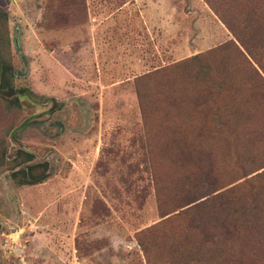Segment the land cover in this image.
I'll return each mask as SVG.
<instances>
[{
  "label": "rangeland",
  "instance_id": "374dc122",
  "mask_svg": "<svg viewBox=\"0 0 264 264\" xmlns=\"http://www.w3.org/2000/svg\"><path fill=\"white\" fill-rule=\"evenodd\" d=\"M223 2L249 16V0H0L14 74L4 96L19 101L0 100V264H203L183 257L200 235L176 214L207 176L264 222V185L254 196L250 179L264 169V103L248 108L257 101L238 82L264 54L242 48L213 9ZM194 54L228 60L233 84L215 104L248 119L215 129L172 103L194 88L173 64ZM17 149L47 163L41 182L13 185ZM257 231L241 226L236 243L264 264Z\"/></svg>",
  "mask_w": 264,
  "mask_h": 264
},
{
  "label": "trees",
  "instance_id": "16d2710c",
  "mask_svg": "<svg viewBox=\"0 0 264 264\" xmlns=\"http://www.w3.org/2000/svg\"><path fill=\"white\" fill-rule=\"evenodd\" d=\"M223 4L226 8L222 11L218 12L214 6L213 9L217 11L242 48L253 57L259 52L264 54V0H249L250 11L247 17L226 10L229 6L228 2H223ZM227 48V44H223L213 51L222 52ZM236 52L241 62L244 61L247 64L245 57L237 49ZM207 55L194 54L173 64L176 72L192 73L190 82L194 88L190 89L187 94L175 91L174 97L171 98L172 103L178 106L187 104L196 112L204 111L215 129L222 125L223 119H238L243 115V119H248L249 115L245 114L242 108L239 110L240 108L236 105L232 110L223 111L215 104L216 97L221 91L227 85L233 84L231 79H234L236 72L232 70L233 73H231L226 66L228 60L225 57L221 61L211 63L206 58ZM246 66V72L238 82L247 87L245 102L250 97H253V101L254 99L257 101L252 105H245L255 109V105L264 103V70L261 67V73H258L249 64ZM146 76L143 75L141 79ZM13 89L14 74L10 58L7 18L6 13L0 10V100L10 108H18L19 101L15 95L8 98L4 96V93ZM238 100L241 101V99ZM142 103V107L145 106L144 100L143 102L141 100ZM32 159V153L22 149L16 150L9 172L13 185L36 184L47 176V163L45 161L31 163ZM197 178L200 179L199 174ZM250 179L253 182H261L260 185L252 186V194L256 196L258 190L264 185V169L251 175ZM213 182L214 178L207 176L205 184L198 186L199 184L195 183L181 194L182 197H186L187 202L179 206L185 207L176 215H184L188 220V228L192 231L196 230L200 235L198 239L195 237L190 239L181 249V253L184 252V258L189 257L190 261L203 264H251L245 252L237 247L236 236L241 226L247 225L252 230L260 231H257L262 239L260 243L264 244V222L259 221L258 206L253 202H251L252 205L233 204L235 201L232 194L233 188L211 189L209 185Z\"/></svg>",
  "mask_w": 264,
  "mask_h": 264
},
{
  "label": "water",
  "instance_id": "95a60500",
  "mask_svg": "<svg viewBox=\"0 0 264 264\" xmlns=\"http://www.w3.org/2000/svg\"><path fill=\"white\" fill-rule=\"evenodd\" d=\"M28 96H29V98H31L34 101H40L38 98H36V97H34V96L30 95V94H28Z\"/></svg>",
  "mask_w": 264,
  "mask_h": 264
}]
</instances>
